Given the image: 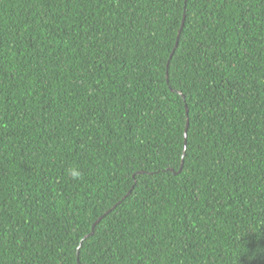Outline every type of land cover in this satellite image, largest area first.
Listing matches in <instances>:
<instances>
[{
	"label": "trees",
	"instance_id": "obj_1",
	"mask_svg": "<svg viewBox=\"0 0 264 264\" xmlns=\"http://www.w3.org/2000/svg\"><path fill=\"white\" fill-rule=\"evenodd\" d=\"M0 264H264V0H0Z\"/></svg>",
	"mask_w": 264,
	"mask_h": 264
},
{
	"label": "clouds",
	"instance_id": "obj_2",
	"mask_svg": "<svg viewBox=\"0 0 264 264\" xmlns=\"http://www.w3.org/2000/svg\"><path fill=\"white\" fill-rule=\"evenodd\" d=\"M67 171L73 180L82 179L83 177V172L77 166H73L69 168Z\"/></svg>",
	"mask_w": 264,
	"mask_h": 264
},
{
	"label": "water",
	"instance_id": "obj_3",
	"mask_svg": "<svg viewBox=\"0 0 264 264\" xmlns=\"http://www.w3.org/2000/svg\"><path fill=\"white\" fill-rule=\"evenodd\" d=\"M183 22H184V19H183ZM183 27V24H182V26H181V28ZM180 31H181V29H180ZM180 31H179V33H180ZM178 37H179V34H178ZM176 46H177V43H176ZM175 49V48H174ZM93 227H94V225H93Z\"/></svg>",
	"mask_w": 264,
	"mask_h": 264
}]
</instances>
